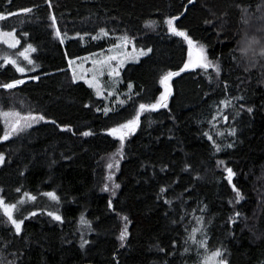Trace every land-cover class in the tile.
Listing matches in <instances>:
<instances>
[{"label":"trees","instance_id":"trees-1","mask_svg":"<svg viewBox=\"0 0 264 264\" xmlns=\"http://www.w3.org/2000/svg\"><path fill=\"white\" fill-rule=\"evenodd\" d=\"M0 16L19 40L0 46V196L57 195L21 232L0 213V264H264V0H0ZM126 39L151 52L114 98L75 80Z\"/></svg>","mask_w":264,"mask_h":264},{"label":"rangeland","instance_id":"rangeland-1","mask_svg":"<svg viewBox=\"0 0 264 264\" xmlns=\"http://www.w3.org/2000/svg\"><path fill=\"white\" fill-rule=\"evenodd\" d=\"M18 45L19 40L16 33L14 31L4 30L0 25V46L14 48ZM190 51L192 55L195 56L194 60H196L194 43L190 45ZM150 52L151 49L137 47L132 41L126 39L121 44L112 47L108 52H99L76 59L73 62L71 72L73 73L75 80L85 82L95 91L98 97L109 100L114 98V95L118 93V87L124 68L129 64L139 62L142 58L150 54ZM26 81V79L16 81L12 83L15 85V87L12 88L21 87ZM138 120L139 116L135 120L136 123H129L130 127H122L121 130L116 133L117 136L121 138L131 133H135L138 127ZM1 163L2 162H0V165ZM56 200L57 195L55 193L42 197L26 195L13 203L5 202L3 197L0 196V201L3 202L0 204V213L5 215L8 222L14 226L15 230L16 226L12 221L15 220L19 223V232H21L26 218L31 214L36 213L38 209H47V207L53 205ZM12 205H15V207L12 208ZM6 208L10 210L11 219L9 218V213L5 211ZM56 217L61 219V216L58 213L56 214ZM216 252H213L209 256L206 264H221V262H223V264H229L221 255L216 257L214 255Z\"/></svg>","mask_w":264,"mask_h":264},{"label":"snow or ice","instance_id":"snow-or-ice-1","mask_svg":"<svg viewBox=\"0 0 264 264\" xmlns=\"http://www.w3.org/2000/svg\"><path fill=\"white\" fill-rule=\"evenodd\" d=\"M189 2H190V3H191V2H194V0H189ZM28 11H30V10H28ZM4 18H5V17L0 16V19H4ZM53 19H54V18H53ZM173 23H174L173 20H169V21H168V24L170 25V27L173 25ZM172 30H173L174 32H176V29H175L174 27L172 28ZM176 34H177V35H180V36H183L186 40H188V43H189L190 45L193 43V41L187 36L186 33H184V32H176ZM57 35H58V36L60 35L59 30H57ZM33 51H34V49H33ZM205 66H207V65H205ZM21 71H22V69H21ZM217 71H218V67H217ZM171 75H178V73H176V74L169 73V76H171ZM165 79H167V77H165ZM6 87H8V88H12V87H15V85H14V84H8V85H6ZM140 107H141V110H143L145 106H144V105H141ZM152 107L155 108L156 105H153ZM9 115H10L9 113H4V116H5V117H7V116H9ZM17 115H18V114H17ZM33 119H36V118H33ZM39 119H43V117H39ZM134 123H136V121L130 122V124H134ZM130 124L122 125V127H123V128H128V127H130ZM17 126H18V122H17ZM15 130H16V127L14 126V127H13V131H15ZM112 131H113V133H115V132H117V131H119V130H118V129H113ZM85 135H90V133H85ZM7 138H8V136L5 135V139H7ZM121 139H123V137H121ZM2 161H3V156H0V162H2ZM227 172H228V178H229V180H231V177H232V175H233L232 170L229 168V169H227ZM237 196L239 197V192H238V191H237ZM240 198H242V197H240ZM2 203H3V202L0 201V204H2ZM11 207L14 208L15 205H12ZM5 211L9 213V218L11 219L10 210L6 208ZM56 219H59V217H56ZM12 223L15 224V226H16V231L19 232V231H20V224L17 223L15 220H13ZM125 235H126V233L123 234V235L121 236V239H124V236H125ZM214 255H215L216 257H219V256L221 255V253H220V252H216V253H214ZM221 264H223V262H221Z\"/></svg>","mask_w":264,"mask_h":264}]
</instances>
